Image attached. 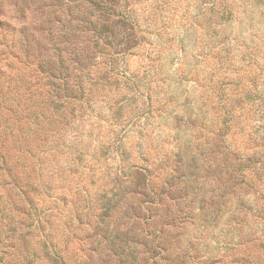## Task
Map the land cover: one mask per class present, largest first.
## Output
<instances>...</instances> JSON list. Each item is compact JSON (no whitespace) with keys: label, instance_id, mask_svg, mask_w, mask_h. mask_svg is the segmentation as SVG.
<instances>
[{"label":"rangeland","instance_id":"obj_1","mask_svg":"<svg viewBox=\"0 0 264 264\" xmlns=\"http://www.w3.org/2000/svg\"><path fill=\"white\" fill-rule=\"evenodd\" d=\"M131 2L138 4L143 30L135 52ZM242 2L240 28L264 34V0ZM209 4L0 0V77L12 75L6 77L11 86L22 68H44L46 55L67 54V31L75 50L96 56L93 93L80 94L76 110L64 113L66 121L38 128L26 170L40 187L42 206L50 205L60 219L53 239L66 264H264V175H252L247 161L229 151L240 144L242 154L263 161L264 116L251 107L233 141L223 129L218 135ZM96 8L105 11L93 31L86 20ZM149 60L160 65L151 70ZM35 96L30 118L44 123ZM249 99L262 101L264 90ZM45 143L49 165L43 164ZM135 164L149 171L135 170ZM238 170L252 179L242 180ZM6 195L0 190V264H17L16 253L7 262L2 232L13 216L4 206ZM41 249L43 258L32 264H57Z\"/></svg>","mask_w":264,"mask_h":264},{"label":"trees","instance_id":"obj_2","mask_svg":"<svg viewBox=\"0 0 264 264\" xmlns=\"http://www.w3.org/2000/svg\"><path fill=\"white\" fill-rule=\"evenodd\" d=\"M253 2L254 0H248L249 4ZM131 3L133 5L130 6L132 32L130 52H135L142 46L143 36L140 32L142 33L143 30L141 29L142 20L136 10L138 4ZM209 5L212 11L208 20L213 31L209 49L214 63L210 89L215 104L214 114L217 121L215 125L216 129L218 128L217 132L223 129V133L230 141H233V138L237 136V129L241 127V118H244L247 110L255 106V111L260 113L261 117L264 116V99L262 101L249 99V95L258 92L260 87L264 90L262 86L264 84V34L259 36L252 29L246 31L240 28V19L244 11L242 0H210ZM98 8L96 9L99 12L92 13L91 20H86L91 27L90 30L93 31L95 30L94 19L105 11ZM124 16L126 18V15ZM75 29L76 27L71 25L69 31L74 32ZM243 32L246 36H243ZM69 34L68 31L64 34L65 42L70 45L67 54L46 55L43 60L44 68L39 66L22 68L20 74L14 76L12 86L10 79L6 80V77L12 75L0 77V190L6 192L4 206L13 214L11 219L2 225L10 256L7 262H11L15 253L17 264L41 261L43 255L39 250L42 247L52 253L51 258L57 264H66L61 252H57L55 239H53L56 238L54 231L60 219L53 215L56 213L50 209V205L42 206L44 202L37 196L40 187L26 170L28 165H32L31 156L38 128L51 127L54 122L61 123L65 119L64 113L67 108H70L71 112L76 110L73 103L81 101L80 94L82 95L84 91L92 94L95 88L93 86L96 79L95 72L91 73V67L95 66L96 56L75 50L76 44L68 38ZM112 56L117 55H111V58ZM68 60L74 61L70 64V68L64 67L65 61ZM159 65L149 60V69L152 70ZM39 78L45 79V82L36 85V80ZM19 80H23L25 84H22L23 88L21 84L18 88ZM36 92L41 99L40 110L44 123H36L35 118H30L32 108L29 99L33 94L35 96ZM55 96L58 101H55ZM45 99L48 101H44ZM68 104L69 107H67ZM55 106L58 110L54 109ZM261 133L259 135L263 136L264 130ZM218 135H222V132ZM239 145L236 144L234 148L238 150L230 148V153L239 161H247L246 167L252 175L258 172L264 175L261 171L264 170V160L242 154L239 151L242 150ZM46 147L49 151L50 147L45 143L41 152L44 153L43 164L49 165ZM254 147L257 145L254 144ZM257 153L258 156L261 154ZM133 168L144 173L149 171L137 164L133 165ZM250 172L238 170L237 175L241 176L242 180L252 179ZM84 216L87 217V213Z\"/></svg>","mask_w":264,"mask_h":264}]
</instances>
